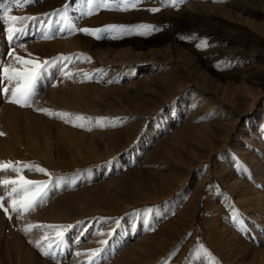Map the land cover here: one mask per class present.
<instances>
[{"label":"rangeland","instance_id":"rangeland-1","mask_svg":"<svg viewBox=\"0 0 264 264\" xmlns=\"http://www.w3.org/2000/svg\"><path fill=\"white\" fill-rule=\"evenodd\" d=\"M0 264H264V0H0Z\"/></svg>","mask_w":264,"mask_h":264}]
</instances>
